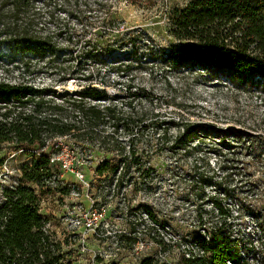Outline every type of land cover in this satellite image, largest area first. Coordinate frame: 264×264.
<instances>
[{"label": "rangeland", "instance_id": "374dc122", "mask_svg": "<svg viewBox=\"0 0 264 264\" xmlns=\"http://www.w3.org/2000/svg\"><path fill=\"white\" fill-rule=\"evenodd\" d=\"M191 1L98 0L106 8L93 15L51 7L45 20L54 34L50 49L0 46V79L29 80L59 95L90 86L108 98L95 104L143 114L147 124L157 121L133 139L141 169L117 175L98 176L96 169L103 161L118 162L108 151L117 141L130 145L122 129L114 134L111 125L102 128V135L110 137L105 140L49 142V147L57 144L54 157L70 170L56 165L41 193L22 182L21 169L32 161L29 149L0 144V207L6 190L21 184L35 189L46 232L73 264H178L184 250L178 244L187 245L200 224L217 223L243 239L244 259L264 264L263 152L239 160L237 149L217 133L238 128L264 138V80L233 82L225 75L172 68L166 54L183 43L171 36L170 17ZM89 6L97 7L94 1ZM100 17L110 20L103 30L94 25ZM83 31L84 37L76 36ZM81 64L88 79L77 74ZM163 132L167 141L161 140ZM176 136L178 143L169 151ZM215 200L225 215L217 214ZM92 210H105L106 216L94 231H85L82 220Z\"/></svg>", "mask_w": 264, "mask_h": 264}, {"label": "trees", "instance_id": "16d2710c", "mask_svg": "<svg viewBox=\"0 0 264 264\" xmlns=\"http://www.w3.org/2000/svg\"><path fill=\"white\" fill-rule=\"evenodd\" d=\"M91 1L96 9L89 6ZM51 7L66 13L93 15L103 13L106 5L98 0H0V46L50 49L54 34L49 33L45 20L50 17ZM170 20L171 36L183 43L172 46L166 54L167 62L175 70L225 75L233 82L264 80V0H193L185 8L175 9ZM96 21L94 25L102 30L110 25L108 17ZM85 34L83 31L76 36ZM82 54L89 58L85 50ZM86 69V65H79L77 74L88 79ZM101 102H108L106 93L90 86L73 95H59L55 88L37 86L29 80L0 79V144L29 149L32 157L31 163L21 169L22 182L36 185L41 193L57 168L50 163L58 152L57 144L49 147V142L62 138L75 142L109 139L101 131L107 125L113 127L114 134L122 129L130 145L121 146L117 141L118 145L108 151L118 157V162L103 161L96 174L117 175L126 169H141L132 142L145 129L155 127L157 121L147 124L143 114L121 112L115 105L95 104ZM217 133L221 134V141L228 140L237 149L234 156L239 160L247 154L264 155V142L258 141L264 140L261 135L238 128ZM167 135L163 132L161 140L167 141ZM174 140L169 151L178 143L177 136ZM39 201L40 194L22 184L5 191L0 207V264H73L66 260L63 245L46 232L47 219L40 214ZM213 207L218 215H225L219 201L215 200ZM146 212L158 225L153 213ZM242 240L226 231L222 223L208 228L200 224V230L187 245L178 244L179 249L184 247L178 264H250L242 257ZM156 242L158 246L165 245ZM142 264L154 263L145 260Z\"/></svg>", "mask_w": 264, "mask_h": 264}, {"label": "built area", "instance_id": "2783aa9c", "mask_svg": "<svg viewBox=\"0 0 264 264\" xmlns=\"http://www.w3.org/2000/svg\"><path fill=\"white\" fill-rule=\"evenodd\" d=\"M61 162L60 157H52L50 163L51 165H60L61 169H64L66 171L70 170V167L67 163ZM83 176H81V179L83 180ZM106 216L105 210H92L89 211L82 220V227L85 229V231H94V229L104 221Z\"/></svg>", "mask_w": 264, "mask_h": 264}]
</instances>
